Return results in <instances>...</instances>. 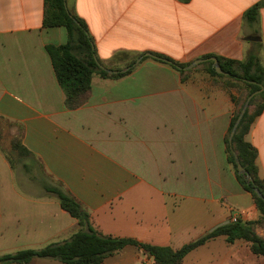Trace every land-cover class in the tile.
Segmentation results:
<instances>
[{
	"label": "crops",
	"instance_id": "0c3cea01",
	"mask_svg": "<svg viewBox=\"0 0 264 264\" xmlns=\"http://www.w3.org/2000/svg\"><path fill=\"white\" fill-rule=\"evenodd\" d=\"M257 2L258 20L246 21ZM66 6L85 21L100 65L126 71L142 58L123 76L94 73L81 104L70 107L44 48L64 43L66 30L42 26L44 0H0V117L19 126L21 144L42 173L26 172L19 184L0 152V256L61 242L78 230L49 184L78 201L102 234L154 245L179 248L235 216L257 220L251 194L227 161L224 137L237 93L224 85L229 78L222 84L204 67L184 69L183 78L144 54L190 63L207 54L243 60L254 51L264 66V0H66ZM245 140L256 148L264 179V109ZM256 232L264 236L262 226ZM148 263L150 256L129 245L101 264ZM181 264H264V256L248 241L218 235Z\"/></svg>",
	"mask_w": 264,
	"mask_h": 264
},
{
	"label": "trees",
	"instance_id": "16d2710c",
	"mask_svg": "<svg viewBox=\"0 0 264 264\" xmlns=\"http://www.w3.org/2000/svg\"><path fill=\"white\" fill-rule=\"evenodd\" d=\"M261 5V2H257L248 8L244 13L245 20L251 23L257 21ZM42 26L44 28L63 27L67 32V40L64 43H49L44 48L50 57L56 79L65 92L66 104L70 107L81 104L85 94L91 87V77L94 73H98L103 77H119L127 74L133 68L136 58L127 64L129 69L126 71L120 70L112 73L99 66L100 60L96 55L93 40L85 21L67 8L66 0H44ZM155 55L160 57V61L169 63L183 75V78L185 77L187 71L183 67L189 63L177 62L164 54L156 53ZM210 56L211 54H207L203 57ZM216 57L221 69L227 75L216 72L211 61L199 63L198 66L202 65L212 77L227 76L229 80L224 85L239 92V95L231 94L235 110L224 137L225 150L227 161L233 165L238 183L251 194L259 211L257 220L241 221L237 219L236 221H230L183 244L179 248L154 245L132 237L102 234L93 227L89 213L78 201L60 187L49 184L45 186L46 190L55 194L61 207L77 220L78 230L61 242L49 243L40 248H25L2 254L0 263L24 264L35 258H51L64 264H101L106 257L131 245L150 256L153 259V264H181L185 255L190 251L218 235L225 236L228 243H232L237 239L248 241L254 254L264 256V236H260L256 232L257 225L264 228V179L258 176L255 161L256 148L245 140V135L251 124L264 109V66L258 54L254 51L249 52L243 60L222 56ZM257 90H260V92L250 100L230 145L228 137L233 123L247 96ZM22 149L28 152L25 147H22ZM232 151L236 153L241 165L250 174L251 183L247 184L244 177L237 173ZM254 188L262 193V198L254 192Z\"/></svg>",
	"mask_w": 264,
	"mask_h": 264
},
{
	"label": "rangeland",
	"instance_id": "374dc122",
	"mask_svg": "<svg viewBox=\"0 0 264 264\" xmlns=\"http://www.w3.org/2000/svg\"><path fill=\"white\" fill-rule=\"evenodd\" d=\"M110 65L113 67L114 63ZM194 67L202 68L203 66H198L197 64ZM224 78L226 77H220L222 84L224 83ZM226 80H228V78H226ZM236 95H239L238 91ZM22 147L23 145L21 144L20 140L19 126L16 123L0 117V152L8 161H10V164L13 166V170L18 174L17 182L19 184L22 182L21 175L27 174L26 172L34 175L42 174L41 170L38 168V165L34 162L32 156L28 152L23 151ZM1 247L5 248V246ZM13 251L15 250L6 251L3 253Z\"/></svg>",
	"mask_w": 264,
	"mask_h": 264
},
{
	"label": "water",
	"instance_id": "95a60500",
	"mask_svg": "<svg viewBox=\"0 0 264 264\" xmlns=\"http://www.w3.org/2000/svg\"><path fill=\"white\" fill-rule=\"evenodd\" d=\"M250 40H256L257 38H254V37H251V38H248ZM145 56H150L152 58H155V59H160V57H158L157 55L151 53V52H146L144 54ZM142 56L138 57L135 61V63H138L140 60H141ZM205 61H211L212 62V66L214 67V69L216 70V72H218L219 74H225L227 75L226 72H224L220 65H219V62H218V59L216 56H210V57H203V58H197V59H194L193 61H191L189 64H187L186 66L183 67V69H191L193 68L195 65L199 64V63H202V62H205ZM99 66L103 69H106L108 72H116V70H110V69H107L105 67H103L102 65L99 64ZM260 92V90H257V91H254L252 92L249 96H247V98L245 99L237 117H236V120L234 121L233 123V126L230 130V133H229V137H228V141H229V144L231 145V140H232V137L239 125V123L241 122L248 106H249V103H250V100L252 99V97L256 94H258ZM233 153V156H234V159H235V163H236V169H237V173L242 175L244 177V179L246 180V183L249 184L252 182V178L250 176V174L243 168V166L241 165L236 153L234 151H232ZM254 192L259 196V197H263L262 193L257 189V188H254ZM228 221H224L222 223H219L217 224L213 229L223 225V224H227ZM211 230V231H212Z\"/></svg>",
	"mask_w": 264,
	"mask_h": 264
},
{
	"label": "built area",
	"instance_id": "2783aa9c",
	"mask_svg": "<svg viewBox=\"0 0 264 264\" xmlns=\"http://www.w3.org/2000/svg\"><path fill=\"white\" fill-rule=\"evenodd\" d=\"M232 221H236L237 220V217L235 216V217H232V219H231Z\"/></svg>",
	"mask_w": 264,
	"mask_h": 264
}]
</instances>
